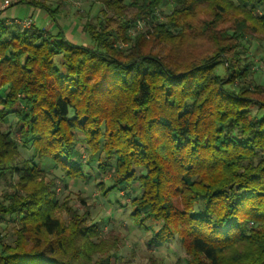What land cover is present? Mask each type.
Returning <instances> with one entry per match:
<instances>
[{"label":"trees","instance_id":"1","mask_svg":"<svg viewBox=\"0 0 264 264\" xmlns=\"http://www.w3.org/2000/svg\"><path fill=\"white\" fill-rule=\"evenodd\" d=\"M209 1L171 0L164 24L158 11L163 0H107L112 15L103 8L97 25L81 26L89 46L70 43L60 29L50 34L0 20V124L12 114L32 153L22 161V197L7 191L0 197V221L16 216L20 224L11 244L0 236V264H113L117 249L101 237L103 226L82 218L63 225L54 214L58 202L32 182L44 174L45 158L62 184L83 181L75 147L80 138L97 156L99 173L110 174L107 185H97L103 196L130 194L128 221L149 232L147 247L177 243L191 259L180 256L173 264H264V101L254 99L248 86L237 93L229 88L249 67L238 62L217 73L220 62L239 58L237 45L230 49L220 41L238 42L243 24L223 34L214 26L202 27L208 36L192 32L214 47L182 61L173 53H146L145 35L128 36L134 23L145 20L148 39L167 43L181 31H174L179 18ZM235 1L234 9L264 30V15H253L264 10V0ZM16 4L52 19L60 9L39 0ZM118 41L126 44L123 51L114 48ZM253 92L264 95V86ZM16 101L21 109L13 110ZM252 104L261 115H251ZM12 133L0 131V162L19 154ZM7 165L10 177L18 169ZM6 180L0 174L12 188ZM39 206L42 215L33 211ZM97 255L106 257L93 260Z\"/></svg>","mask_w":264,"mask_h":264},{"label":"rangeland","instance_id":"2","mask_svg":"<svg viewBox=\"0 0 264 264\" xmlns=\"http://www.w3.org/2000/svg\"><path fill=\"white\" fill-rule=\"evenodd\" d=\"M17 1L0 0V20L5 25H10L11 23L12 25L19 24L22 29L35 26L50 34H56L60 29L65 34L66 39L72 41L70 43L83 46H89L91 42L82 33V24L89 22L92 25H97L98 21L103 18V14L101 16L100 13V10L103 8L106 9L107 17L112 15L110 10L104 6L107 0H39V2L45 5H51V8H55L56 5L60 6L58 12L53 15L54 19L40 9L29 8L24 4H16ZM192 3L194 2L192 1ZM236 4L235 0H217L216 2L213 0V2L202 3L196 7L190 16L187 15L186 17L179 18L180 27L174 31H181L177 34L175 33L176 35L172 38H169L167 43L152 42L151 39H148L147 32H151V29H149L145 20H139L134 23L133 28L128 32V36L135 38L139 35H145L146 44H144V49L146 53L149 49H152V55L159 57L173 53L175 58H180L177 60L182 61L189 53L197 55L202 49H213L214 46L212 43L210 44L207 40L200 39V34L203 32H205L206 36L209 35V31L203 30V26L205 28L214 26L213 30L216 33L219 31L223 34L226 29L236 28V23H242V26L240 24L242 28L238 29V34L240 35L238 42L235 43L228 37V40L220 41L223 47L230 49L232 48L231 45H237L235 49L238 51L237 55L239 58L232 61L230 57L229 63L225 61L224 64H221L220 62L217 73L218 75H224V69L227 65L231 66L238 62L240 68L249 67L248 72L241 82H234L233 85L228 87L237 93V88H246L248 86L252 91L251 93L254 99L264 101V95L253 92L255 86H264V30L244 12L241 13L238 9H234ZM214 5H218V7ZM172 10L173 4L171 0H163L158 9L159 13H161L159 23L168 24L170 18L167 17L171 15ZM253 15L254 17L260 18L264 15V10L258 9ZM25 21L30 22L28 28L23 24ZM192 32H197L194 34L195 37L196 35L200 37H191ZM228 35H231V32H228ZM125 46L126 44H120L119 41L114 44V48L116 47L119 51H123ZM250 107L252 116L261 115V112H259L255 104H252ZM11 108L13 110L21 109L17 101ZM12 116L11 114L3 119V122L0 124V131L2 133L13 132L12 139L19 146V154H13L11 160L3 159L0 162V174L7 179L6 182L8 181L12 185V188H8L4 182L0 181V197L5 191L11 194L16 193L18 194L17 196L20 195L22 197V190L19 186L20 184H26L25 180H22V177H20V175L24 174L22 161L23 159H29V156L32 154L31 150L20 139L16 131L20 126ZM79 137H82L81 134ZM81 141L82 139L80 138V141H78L75 147L77 151V163L83 165L84 175L86 176L83 181L66 180L62 184L56 177H61L60 172L54 170L52 163L49 159L46 160V158L45 160H41V167L45 175H40L39 178H34V181H32L37 187H44V194H47L46 196L49 199L55 200V203L58 202L54 214L61 220L62 224L67 226L71 221H75V223L82 222V218L86 222V225H89L88 220H92V222L94 221L103 226V235L101 237H103L104 241L113 243L115 250L117 249V252L113 255V264H173L176 258L180 256H184V259H191L183 253L182 249L175 242L160 247L146 246L149 232L132 227L128 221V215L131 212L129 207L130 194L119 192L116 194V197L112 193L109 196H103L97 185L101 182L107 185L110 174L99 173L97 156H90ZM10 163L11 165H16L18 170L17 172L15 171L14 175L9 177L7 172L9 165L7 164ZM22 199H25V197ZM119 203L122 205L121 207H119ZM44 210L43 207H40L39 210L33 211L34 213H40L42 215ZM29 213L27 212V215ZM85 213H88V216H84ZM28 221H26V225H30ZM158 227L159 224L154 226L156 229ZM249 227L260 229V227H256L251 223H249ZM19 228L20 224L16 216L5 217L4 220L0 221V236L2 240L7 244L14 242L16 238L15 232ZM68 231L69 229L66 234L69 233ZM40 239L41 243H44L47 238ZM26 245L30 247L32 244L29 242ZM103 257L106 256L97 255L93 260L102 259Z\"/></svg>","mask_w":264,"mask_h":264},{"label":"built area","instance_id":"3","mask_svg":"<svg viewBox=\"0 0 264 264\" xmlns=\"http://www.w3.org/2000/svg\"><path fill=\"white\" fill-rule=\"evenodd\" d=\"M23 24H24V26L27 27V28L30 26V22H29V21H25V22H23Z\"/></svg>","mask_w":264,"mask_h":264},{"label":"crops","instance_id":"4","mask_svg":"<svg viewBox=\"0 0 264 264\" xmlns=\"http://www.w3.org/2000/svg\"><path fill=\"white\" fill-rule=\"evenodd\" d=\"M69 42H72L71 40H69Z\"/></svg>","mask_w":264,"mask_h":264}]
</instances>
